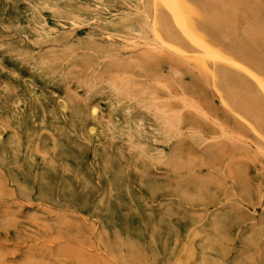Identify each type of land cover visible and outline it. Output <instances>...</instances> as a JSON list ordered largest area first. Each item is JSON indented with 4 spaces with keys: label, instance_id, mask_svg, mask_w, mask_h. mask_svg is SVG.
Listing matches in <instances>:
<instances>
[{
    "label": "rangeland",
    "instance_id": "1",
    "mask_svg": "<svg viewBox=\"0 0 264 264\" xmlns=\"http://www.w3.org/2000/svg\"><path fill=\"white\" fill-rule=\"evenodd\" d=\"M172 1L0 0V264H264V0Z\"/></svg>",
    "mask_w": 264,
    "mask_h": 264
},
{
    "label": "bare ground",
    "instance_id": "2",
    "mask_svg": "<svg viewBox=\"0 0 264 264\" xmlns=\"http://www.w3.org/2000/svg\"><path fill=\"white\" fill-rule=\"evenodd\" d=\"M169 1H171V2H173L172 0H169ZM161 2V1H160ZM175 5V4H174ZM155 6V5H154ZM176 6H178V5H176ZM175 6V7H176ZM169 7V6H168ZM179 8V7H178ZM167 9V8H166ZM180 11H182L181 9H180ZM156 14V13H155ZM180 15H181V13H179ZM156 18V17H155ZM183 24V23H182ZM154 26V25H153ZM260 28V27H259ZM189 29V28H188ZM194 29V28H193ZM182 30V29H181ZM152 31H153V34L154 35H156V37L158 38V39H160V36L158 35L159 33L156 31V29L155 28H152ZM189 31H191V30H189ZM188 31V33H190ZM199 31H200V29H199ZM193 32V31H192ZM194 33H196V32H194ZM186 34H187V32H186ZM186 34H184V35H186ZM196 36H197V34H196ZM156 38V39H157ZM189 38V37H188ZM198 39V38H197ZM193 40V39H192ZM198 43L199 42H201L199 39H198V41H197ZM167 44H169L170 45V47H174V48H176V49H178L177 47H175V46H173L172 44H170V43H168L167 42ZM166 44V45H167ZM201 44V43H200ZM203 44V43H202ZM202 46V45H201ZM206 47V46H205ZM204 48V47H203ZM207 48H209V47H207ZM208 51H210V53H213L214 54V56H215V58H216V60H218L217 58H220V60H222V59H226L224 56H222V55H220V54H218V53H216V52H214V51H212L211 49H208ZM205 52H206V50H205ZM207 54V53H206ZM212 54V55H213ZM187 55V54H186ZM195 56V55H194ZM210 56V55H209ZM215 58L213 57V59L215 60ZM238 58V57H237ZM240 58V57H239ZM241 60H242V58H240ZM223 61V60H222ZM227 61V60H226ZM243 61V60H242ZM205 62H206V60H205ZM234 63H236V62H234ZM248 63V62H247ZM228 64V63H227ZM231 64H233V63H231ZM244 64V63H243ZM232 66V65H231ZM234 66H236V65H234ZM239 66V65H238ZM242 65H240V67H241ZM258 67V66H257ZM238 68V67H237ZM239 69V68H238ZM255 69H257V68H255ZM242 71V70H241ZM248 72V71H247ZM249 74H251L250 72H248ZM257 73V72H256ZM258 73H259V71H258ZM250 76V75H249ZM251 77H254V76H252L251 75ZM256 77V76H255ZM252 79V78H251ZM254 80H256V82H257V79L255 78ZM259 83V86H260V82H258ZM262 84H264V83H262ZM262 89V88H261ZM263 92H264V89L262 90ZM7 133V132H6ZM144 147V146H143ZM142 148V147H141Z\"/></svg>",
    "mask_w": 264,
    "mask_h": 264
}]
</instances>
